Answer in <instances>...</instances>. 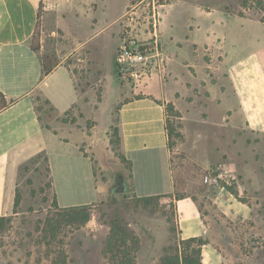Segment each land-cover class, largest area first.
<instances>
[{
  "label": "rangeland",
  "instance_id": "obj_1",
  "mask_svg": "<svg viewBox=\"0 0 264 264\" xmlns=\"http://www.w3.org/2000/svg\"><path fill=\"white\" fill-rule=\"evenodd\" d=\"M106 1L108 17L112 18L126 0ZM241 1L130 0L119 21L120 41L129 30L147 53H154L148 18L155 8L162 20L167 2L164 25H172L171 36L178 41H167L158 34L159 73L141 74L137 79L121 78L116 37L95 42L90 48L60 33L46 36L42 55L49 54L56 64L62 59L68 65L80 96L75 107L60 116L38 99V94L33 96L35 107L43 124L53 120L65 124L79 146L86 149L93 161L100 198L85 223L46 226L45 220L57 208L44 154L22 161L13 169L20 202L12 206L6 215L10 221L0 230V264H108L102 252L115 221L137 238L135 264H160L166 249L189 237L205 241L201 264H264V131L248 128L241 118L224 66V52L230 43L246 44L238 52L261 47L264 60V22L259 21L264 14L253 8L242 9ZM240 10L245 17L238 16ZM186 33L196 42H187L176 56L175 68V55L169 47L175 51L176 46L182 47L180 41ZM112 81L122 98L141 96L153 82L164 108L168 102L173 104L172 111L164 110L175 187L171 197L142 205L131 190H114L116 174L103 159L122 164L123 175L128 166L118 159L116 109L111 111L109 128L101 126L109 117L110 93L103 110L97 111L101 92L106 85L109 91ZM166 83L171 87L166 88ZM99 116L100 126L96 127L94 119ZM218 164L232 173L228 183L220 181L224 189L220 184L203 182L205 171Z\"/></svg>",
  "mask_w": 264,
  "mask_h": 264
},
{
  "label": "crops",
  "instance_id": "obj_2",
  "mask_svg": "<svg viewBox=\"0 0 264 264\" xmlns=\"http://www.w3.org/2000/svg\"><path fill=\"white\" fill-rule=\"evenodd\" d=\"M169 2L163 5L158 34L167 41L178 42L171 36L172 25L167 28L166 23L164 25ZM129 3L130 0H126L120 12L110 18L106 0H0V91L15 99L13 104L0 111V216L10 214L13 206L16 188L13 169L38 153L46 157L59 207L92 204L100 198L91 156L86 149L80 151L78 139L65 124L56 120L42 123L33 96L38 94L46 99L56 116L74 108L80 94L68 65L61 59L48 74H43V40L47 35L60 33L65 38L81 40L82 46L90 48L93 43L108 38L119 40V21ZM38 7L41 11L40 50L34 51L30 45L36 30ZM180 42L184 44L176 46L177 51L172 45L169 47L175 55V68L176 56L196 40L189 39L186 33ZM120 43L119 40L116 47ZM243 45L246 47L245 43H230L229 50L224 52L227 80L234 93L233 104L238 107L248 128L264 131L261 47L238 52ZM148 85L149 91L141 96L129 94L122 98L120 88L112 81L109 91L107 85L103 88L97 103L100 113L108 93L113 97L108 107L109 117L101 126L109 128L111 111L116 109L114 126L118 128V151L130 161L132 192L136 196L172 194L175 188L167 146L164 102L157 95L158 91L154 92V83ZM165 87L171 85L166 83ZM94 120L95 126H100V116ZM77 181H80L79 187Z\"/></svg>",
  "mask_w": 264,
  "mask_h": 264
},
{
  "label": "trees",
  "instance_id": "obj_3",
  "mask_svg": "<svg viewBox=\"0 0 264 264\" xmlns=\"http://www.w3.org/2000/svg\"><path fill=\"white\" fill-rule=\"evenodd\" d=\"M242 9L253 8L264 14V0H242ZM41 14L40 7H38L37 12V22L36 30L34 31L31 48L34 51L40 50V40H39V16ZM238 16L245 17V13L240 10L238 11ZM260 22H264V16L260 17ZM43 74H48L55 66L56 62L49 54L41 55ZM38 99H43L44 102L48 104V101L44 99L41 95H38ZM15 99L8 98L4 93L0 91V111L7 108L9 105L13 104ZM35 104V102H34ZM52 109V107H50ZM38 112L37 108L35 107ZM173 110V104L168 102L165 105L164 110ZM40 118V115L38 114ZM41 119V118H40ZM116 128V127H114ZM166 134L169 136V129L165 122ZM117 130V129H116ZM117 144H119V136L117 138ZM83 151V148H79ZM84 154H86L84 152ZM45 162L46 157L44 156ZM92 159V158H91ZM118 159L121 163L127 164V174L124 175V190L132 191V181L130 179V161H128L123 155L118 153ZM122 165V164H121ZM47 167V164H46ZM122 174H124V166L122 165ZM48 173L49 169L46 168ZM94 170V169H93ZM95 176V172H94ZM49 186L53 191V205L57 208V211L45 220L46 226H53L54 224H69L78 226L89 220L91 213L93 212V204L77 205V206H67L59 207L56 203L55 192L53 190L52 179L49 174ZM133 193V192H132ZM134 194V193H133ZM160 197H171V194H158L150 196H136L134 194L135 201L142 205H147L152 199ZM20 202V193L15 188L13 207H17ZM10 221L8 216H0V230L4 227L6 223ZM53 228H57L54 226ZM54 238V236H53ZM205 244V241L201 237H189L180 239L177 241L174 247H169L166 249V254L160 258V264H201V247ZM138 241L134 236L133 232L129 230L125 225L118 221L112 223L109 235L106 240L105 248L103 249V256L107 260L108 264H135V251L137 249Z\"/></svg>",
  "mask_w": 264,
  "mask_h": 264
},
{
  "label": "built area",
  "instance_id": "obj_4",
  "mask_svg": "<svg viewBox=\"0 0 264 264\" xmlns=\"http://www.w3.org/2000/svg\"><path fill=\"white\" fill-rule=\"evenodd\" d=\"M159 22V12L154 8L148 18L151 34L154 38L153 44L155 52L152 54L147 53L144 49V45L133 39L129 30L125 31L126 33L121 40L116 54L117 69L121 78L124 80H126L128 76L137 79L141 74L148 76L159 73L161 68V57L158 58L160 53L157 50ZM230 176H232V173L225 166L218 164L205 171L203 174V182L208 185L218 186L222 180L228 183ZM220 185L222 189L225 188L224 183Z\"/></svg>",
  "mask_w": 264,
  "mask_h": 264
},
{
  "label": "water",
  "instance_id": "obj_5",
  "mask_svg": "<svg viewBox=\"0 0 264 264\" xmlns=\"http://www.w3.org/2000/svg\"><path fill=\"white\" fill-rule=\"evenodd\" d=\"M103 163L109 168L112 173L116 174V181L114 183V190L116 192H123L124 191V175L122 174V167L121 165L111 159L104 158Z\"/></svg>",
  "mask_w": 264,
  "mask_h": 264
}]
</instances>
